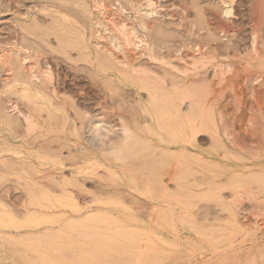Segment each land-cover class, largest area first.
<instances>
[{"label":"rangeland","instance_id":"obj_1","mask_svg":"<svg viewBox=\"0 0 264 264\" xmlns=\"http://www.w3.org/2000/svg\"><path fill=\"white\" fill-rule=\"evenodd\" d=\"M59 1L0 0V48L12 52L20 47L29 49L36 56L33 59L35 78H30L28 72L25 74L26 71L15 64L19 68L14 72L17 75L6 81L0 65V264H232V260L223 259L222 248H230L226 249L229 258L238 250L252 246L256 251L262 244L264 223L253 221L239 232L241 226L235 223L227 198L232 194L228 189L231 176L223 167V164H236L245 156L241 158L231 152L224 158L209 156L208 152L216 151L217 146L211 135L204 131L191 139L187 144L189 150L182 154H177V146H164L156 140L146 139L149 136L145 131L147 115L143 103L162 124L165 137L177 130L182 122L181 114L168 101L172 99L170 76L168 86H163L165 89L158 94V103L150 100V93L136 76H121L120 72L111 70L112 65L105 59L101 61L102 57L94 47L96 31L85 9L86 6L90 8L92 0ZM100 1L107 3L110 13L121 15L123 22L138 28L129 0ZM156 2L157 14L152 20L154 34L151 32L150 37L152 35L151 40L154 39L157 53L176 66L182 63L178 54L190 60L200 42L209 49L215 47L220 59L229 53L233 57L236 51L242 53L249 47L248 10L252 0H235L236 19L223 14L220 0ZM35 6L42 21L29 14ZM57 10L66 19L63 20ZM226 28L231 32L230 36L236 34L233 40L221 32ZM238 67L239 63L236 64ZM48 70L52 71L49 79L45 77ZM157 71L164 75L163 69L157 68ZM211 72V69L206 71L208 77ZM114 73L120 75V79L113 77ZM228 75L226 86L242 84V77L237 78L233 73ZM203 82L198 80L196 85H203ZM208 82L204 83L207 85ZM219 91L209 92L216 95ZM242 91L246 96L247 88ZM204 92L205 116L211 117L208 116L211 111L214 118L213 109L206 112L213 107L216 96L207 94L208 90ZM231 94L226 91L223 102L220 100L228 119L234 109ZM190 102L186 100L182 105V114L195 113L193 107L190 109ZM12 104L23 114L12 112ZM24 114L30 116L33 123L25 121ZM236 119L235 129L243 137L246 121ZM124 126L136 133L128 142L132 145L130 151L122 140L126 133ZM111 144L121 145L119 148L124 153L120 150L114 156L109 151ZM120 152L121 158H118ZM162 152L165 158L161 156ZM181 155L185 158H180ZM179 158L181 167L175 163ZM214 159L222 162L221 165ZM110 162L124 166L126 173L119 172L121 175L113 177L111 169L107 168ZM155 169L161 170L156 172ZM255 174V177L262 175ZM134 178L141 190L134 185ZM168 179L171 181L167 182ZM162 196L165 198L161 200ZM169 205L172 206L170 209ZM156 207L160 209L156 210ZM154 209L160 210L159 215ZM171 213L173 218H169Z\"/></svg>","mask_w":264,"mask_h":264},{"label":"bare ground","instance_id":"obj_2","mask_svg":"<svg viewBox=\"0 0 264 264\" xmlns=\"http://www.w3.org/2000/svg\"><path fill=\"white\" fill-rule=\"evenodd\" d=\"M220 2L223 5V14L227 18L231 19L232 17H234L236 19L238 17L236 14V9H235L236 5L234 6L235 0H220ZM60 3H62V2L59 1V4ZM105 3H103L100 0H92L91 5H90L91 9L89 7H87V6L85 7L83 5L85 7V9L88 11V14H90V16H91L90 20L92 21L93 27L95 28V31H96V40H95L96 42L94 43V47L99 52V56L102 57L101 61H103L105 59L109 64L112 65L111 70L120 72L122 74L121 76H123V74H126V75L130 74V75L136 76L139 79V81L141 82V83L139 82L140 85H143L144 89L150 93L149 97H150V100H152V101L158 99V94H160V92L163 89H165L163 86H165V85H166V87L168 86V76H170L169 77V84L171 85V88H169V89H171L170 92L172 95V99H170L168 101H171V105H173L175 107L176 112L179 113V115L181 114L179 117L182 118V122L180 123V127L177 130L173 131L171 134H169V136H167L169 138H167L164 136V132H162L164 130H162L163 128H162V124L160 123V121L151 112L150 107H148L147 104L143 103V110H144L145 114L147 115L146 116L147 125H146L145 131H146V134L150 137V138L148 137L146 139L156 140L159 143L163 144L164 146L165 145L177 146V148L175 149L177 151V154H182L185 151L189 150L187 148V146H188L187 144L190 143L191 139H195L196 136L198 135V133H200L201 131H204L206 133H209V135H211L212 139L215 141L216 146H217L216 151L208 152L209 156H220V157L224 158L227 156V152H231V154L233 153L235 155L237 154L236 156H241V158H242V156L243 157L245 156L244 159H242V160L240 159L241 161L239 160L240 162H238L236 164H233V165L228 164L227 166H225L223 164V167H225L224 172H228V174L231 176L230 181L228 182V185H229L228 189L232 190V194L229 197H227L228 199H230L228 203H229V206L231 207L232 215L234 216V219L236 221L235 223H238L241 226L239 229V232H243L244 228L246 226L249 227V223H251L253 221H255V223L256 222L259 223L261 221H262V223H264V0H252V3L250 4L249 10H248V11H250V17H249L250 41H249V47H247V49L244 52H242V53L240 51L235 52V50H237V48L235 49L233 47L235 49L234 50L235 54H233L234 55L233 57L229 53V54L221 57L222 59H220L219 56L216 55L217 49L215 47H213L212 49H209V48H207L208 45L206 46L205 43L203 44L200 42V44L198 43L199 45H197L195 55H192L189 57L190 60H186V58L183 56V54H181V55L178 54L179 60L182 63L177 65V66L173 64L174 62H171L170 60H168L167 57L160 56L157 53V50H156L157 48L155 47L154 43L152 42V40H154V39L151 40L152 35L150 37V34L153 30L152 20L154 19L155 15L157 14L158 5H157L156 0H129V4L132 7L131 9H133V11H134L133 13L136 14V15H134V17H136V19H134V21L138 22V28L133 24H127V23L123 22L120 18L121 15L119 16L118 14L117 15L112 14L113 12L110 13V10L105 5ZM62 4H60V5H62ZM2 6L8 10L11 9L10 7L5 6V5H2ZM53 6H55V5L53 4ZM63 8L66 9L65 7H63ZM236 8L238 9V7H236ZM61 9L62 8L60 6V10ZM37 10H38V8L35 6L34 8H32L30 10L29 14L31 17L33 16V17L41 20L40 17H38ZM60 10H57L56 12L60 13L62 15L63 20L66 19V16L63 17V14L61 13L62 10L61 11ZM68 10H69V8H68ZM246 13H247V11H246ZM244 15H242V16H244ZM247 15H248V13H247ZM43 20H44V18H43ZM73 20H75V19H73ZM136 20H138V21H136ZM228 22H230V21H228ZM219 24H221V23H219ZM220 27H222V25H220ZM229 28H230V26H229ZM238 28H240V27H238ZM154 29H155V27H154ZM230 29H232V28H230ZM233 29H235V28H233ZM211 32H213V31H211ZM221 32H223L225 37H228L229 40H233V38L236 36L235 33H234V35L230 36L229 34L231 32L227 28L222 29ZM89 34H91V33H89ZM81 37H82V35H81ZM217 38L218 37H216V39ZM207 41H208V39H207ZM81 42H82V40H81ZM83 43L84 42H82L81 45ZM237 43H238V41H237ZM73 45H74V43H73ZM15 49L16 50H14L15 51V53H14V51L8 52V51H6L7 49L5 50L3 48H0V65L3 67V79L6 80V79H10L11 77H13L14 74H16L14 72L17 69L16 68L17 65L21 70L26 71L25 74L28 72L29 73L28 76L30 78H35L36 77V74H35L36 66H34L33 59L36 58V56H34V54H32L29 49H24V48H20V47L15 48ZM226 51H228V50H226ZM188 53H190V51L187 52L186 55ZM14 54H15V56H14ZM170 55H172V54H170ZM220 56H222V55H220ZM95 58H96V54H95ZM144 60H146V61H144ZM13 61H15V63H13ZM92 63H93V61H92ZM237 63H239V65H240V67H238V68H236ZM15 64H17V65H15ZM99 64H100V62H99ZM104 66H105V64H104ZM96 67H98V66H96ZM102 67H103V65H102ZM105 68H108V65ZM157 68L163 69L164 75H159L160 72L157 73L158 72ZM210 69L212 71L211 72L212 75L208 77L206 74V71H208ZM105 70L106 69H104V71ZM174 71H175V73H174ZM51 72H52L51 70H48V72L46 71V73L48 75H46V73H45V77L47 76L49 79L51 77ZM231 73H233V75H235L237 78L242 77V84H240V83L239 84H231V82L233 81L232 80L230 82L231 85L228 84L229 86H226L225 85L226 84L225 83L226 77L228 74H231ZM20 75L22 76V74H20ZM22 77H26V76H22ZM113 77L120 79V75H116L115 73L113 74ZM125 77H127V76H125ZM16 78H18V77H16ZM233 78H235V77H233ZM231 79H232V76H231ZM128 80H129V78H128ZM128 80H126V81H128ZM198 80L199 81L203 80L204 82L209 80L210 83L208 82L209 84L207 83V85H208L207 86L203 82V85L201 84V85L197 86L196 84H197ZM128 83H129V81H128ZM244 87L247 88L246 96L242 91ZM49 88H51V87H49ZM216 89H220V91L218 93L216 92L217 93L216 95H215V93L209 92L211 90H213L215 92ZM204 90H208L207 94L212 93V94H214V96H216V97H214V99L212 98L213 99V104H212L213 107L208 108L209 110L207 109L208 111L206 112V114H207L211 109H213V111L215 112V113H213L215 115L214 118H212L213 115H211L212 114L211 111H210L211 114L210 113L208 114V116L210 115L211 117L206 118V116H205L206 108H204L205 107L204 98L206 95H205ZM226 91H230L232 93L230 96L231 97L230 99H232V102L234 104V107H233L234 109L232 112L233 115H231L230 119H228L226 117V114L224 113L223 109L221 108L222 104L220 102V100L223 102V98H225V92ZM55 92H56V90H55ZM159 97L161 99V96H159ZM170 98H171V96H170ZM207 99H208V95H207ZM186 100L191 101L189 106L191 105L190 109H192V107L195 109L194 114L193 113L188 114L187 112H186V114H182L181 107H182V105H185L184 103ZM154 102H157V100ZM10 106L12 107V110H11L12 112H16V113L18 112V114L20 113V115L23 114L20 112L17 105L12 104ZM51 106H52V104H51ZM150 106H151V103H150ZM202 107L204 108L203 110H202ZM24 115H25L24 116L25 121H27L29 124L33 123V119L30 116H27V114H24ZM162 117H165V116H162ZM162 117H161V120H162ZM237 117H239L240 120L246 121V128L244 129L243 137H241V135L235 129L234 121ZM156 119L158 121L157 124H156ZM168 119H169L168 121H170V118H168ZM142 121H143V118H142ZM188 121H189V123H188ZM136 123H139V122H136ZM207 123H208V126H207ZM156 125H157V128H156ZM126 126H124V127L126 128ZM29 127H30V125H29ZM29 127H28V129H29ZM32 127H33V125H32ZM34 130H35V128H34ZM124 132H126L124 134L125 136L123 135L124 138L122 136V138H123L122 140H123V142H125L124 147L130 151V149H132L131 148L132 145L131 146L128 145V142H131V141H129V140H132L130 138H135L136 133H134V131L132 129H127V128L125 129ZM167 133H169V132H167ZM135 140H137V139H135ZM138 140H139V138H138ZM149 142H151V141H149ZM136 145H138V142ZM96 146H98V145L96 144ZM119 146L121 147V145H119V144L112 145L109 149L110 153H113V155L115 153H118L121 150V148H119ZM133 147L135 148V146H133ZM147 147H149V146L147 145ZM159 148H157V149H159ZM175 150H174V152H175ZM223 150H226V152L222 153ZM97 151H99V150H97ZM121 151L123 152V150H121ZM131 151L133 152L134 150H131ZM219 151H222V152H220L221 154H219ZM122 152H120L119 155H117L118 158ZM127 152L128 151H126V153ZM126 153H125V155H126ZM143 153H144V151H143ZM109 154H108V156H109ZM186 154H187V152H186ZM110 155H112V154H110ZM163 155H164V153L162 152L161 156H163ZM136 156H137V154H136ZM181 157L183 158L184 156L181 155L180 158ZM120 158H121V156H120ZM164 158H163V160H164ZM180 158H179L180 162L178 161L179 163L175 162V163L179 164V167L182 166ZM114 159H116V158H114ZM156 159H157V157H156ZM167 159H170V158H167ZM225 159H227V158H225ZM124 160H126V159H124ZM124 160L121 161V163L122 162L124 163ZM170 160H168V161H170ZM109 161H110V159H109ZM164 161H166V160H164ZM214 161L216 163L219 162L216 159H214ZM161 162H162V160H161ZM220 163H222V162H219V164ZM109 165H110V167L108 166L107 168L111 169L110 172L112 171L111 173H112L113 177L114 176L118 177L119 176L118 174H120V173L121 174L126 173V170H125L124 166H122V165L113 164L112 162H110ZM174 166L177 167V165H174ZM161 167L162 166L160 165V168ZM158 168H159V166H158ZM175 168H173V170ZM157 170H161V169H157ZM157 170H156V172H157ZM129 171H130V169H129ZM175 171L176 170H174V173L176 175ZM184 171H185V169H184ZM255 173H258V175H260V173H262V175L255 177V176H253ZM255 175H257V174H255ZM133 176L135 177V175H133ZM171 176L172 175L170 174L169 177H171ZM236 177H238V178H236ZM173 178H175V177H173ZM152 179H154V181H156L155 178H152ZM163 179H165V178H163ZM133 180H134V185L139 190H141L139 188L140 186L136 182L135 178ZM140 180H141V178H140ZM169 180L170 179H168L167 182L171 181V180L170 181ZM185 180H186V178H185ZM178 181H179V179H178ZM146 185H148V184H146ZM149 185H150V183H149ZM160 186H161V184H160ZM148 187H150V186H148ZM158 188H160V187L158 186ZM167 189H169V188H167ZM147 190H149V188ZM150 191H152V190H150ZM166 191L164 194H166V197H167ZM132 194H134V193H132ZM136 194H138V192H136ZM148 194L151 195V193H149V192H148ZM168 194H169V192H168ZM163 198H165V197L162 196L161 200ZM139 199H140V197H139ZM142 200H144V199H142ZM160 204H162V203H160ZM169 204H172V203L169 202ZM164 206H166V205H164ZM170 206L171 205L167 206L168 209H170L172 207V206L171 207ZM225 207H226V205H225ZM157 209H160V208L156 207V210ZM161 209H163V207H161ZM151 211H152V209H151ZM158 211H160V210H158ZM154 212H156L155 209H154ZM157 214L159 215V213H157ZM163 214H162V216H163ZM165 214L167 216V213H165ZM172 215L173 214L171 213V217L169 216V218H173ZM183 217H185V216H183ZM164 218H165V215L163 216V219ZM158 222H159V220H158ZM73 226H75V225H73ZM261 229L264 230V225H263V227H261ZM39 231H40V229H39ZM246 235L249 236V234H246ZM55 237H56V234H55ZM63 239H65V238H63ZM254 239H256V237ZM252 241H254V240H252ZM244 243H243V245L245 246ZM249 243L251 244V242H249ZM97 244H99V243H97ZM252 244H253V242H252ZM240 245H241V243H240ZM94 247H96V246H94ZM231 248H233V247L231 246ZM253 248H255V246H252L249 249H246L244 251L238 250L237 253H235L232 258H229L230 256H228L226 253L228 251V250L226 251V249H230V248H222V250L224 249L223 259L226 261L232 260V262H231L232 264H234V263L235 264H244L246 262H247V264H261L262 262H264V233L262 236V244L257 247L256 251H254Z\"/></svg>","mask_w":264,"mask_h":264}]
</instances>
